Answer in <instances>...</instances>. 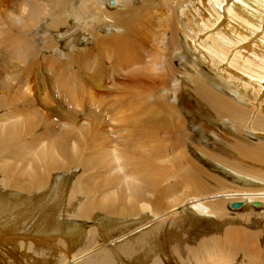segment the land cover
<instances>
[{
  "label": "bare ground",
  "instance_id": "bare-ground-1",
  "mask_svg": "<svg viewBox=\"0 0 264 264\" xmlns=\"http://www.w3.org/2000/svg\"><path fill=\"white\" fill-rule=\"evenodd\" d=\"M9 1L0 0L3 4H9ZM61 1L58 0L60 6ZM71 1L73 5L76 2ZM135 1L89 0V7L88 0H80V4L88 11L92 7L97 8L106 24L115 26L123 38L127 37L126 43L131 42L133 47L138 45V41L149 44L147 47L151 52L147 56L151 60V56L159 54L149 38L154 23L151 16L153 8L150 6L147 13L141 15V12L138 13L140 5L137 7ZM156 2L155 8H166L171 15L163 14L154 40L171 51L163 61L160 60L164 65V61L169 64V67L166 64L169 71H164L165 80L161 73L145 77L142 69H133L142 63L135 52L127 56L125 64L118 60V64H113L120 72H125L124 80L121 79L123 81H118V84L128 91L121 94L129 103H138L140 96L147 93L141 90L133 92L140 98L130 96V92L137 88L136 84L146 86L147 91L158 85V89L167 92L162 98L158 95L161 99L153 100L155 120L153 117L138 120L136 132L151 144L143 157L138 152L133 154L129 147L134 133L125 137L127 142L124 147L121 144L120 148L112 147L105 153L88 149L87 137L96 141L101 135L93 127L77 131L76 124L81 116L76 113L57 111L66 119L65 122L70 123L69 131L76 137L73 145L54 138L53 142L43 146L39 137L28 139L32 133H17L18 127L14 123L11 124L14 126L0 130V252L4 255L7 254L6 249L13 251L17 264H62L63 259L67 264H108L96 258V251H103L104 248L106 257L116 258L117 264H131L124 256L128 254L123 251L124 239L132 245L131 248L145 242L155 243V264H197L198 256L203 253L206 256L200 264H235L233 256L240 253L244 255L246 264H260L259 254L262 255L264 250L259 249L258 235L253 237L254 243L252 239L248 238V242L232 234L223 235V241L207 242L204 235L196 247L190 248L188 241L191 235L183 234L181 230L206 224L217 225L224 219L219 211L220 202H226L228 206L232 201L243 200L240 209L252 212L256 205L264 206V97L263 102L258 101L259 95H264V0ZM41 12V5H33L30 18H36ZM91 23L96 26L97 20L93 19ZM77 30L73 27L71 32L59 33V36L68 38L77 34ZM97 35L100 36L92 33L98 47ZM161 37L163 40L160 42ZM18 40L23 38L18 37ZM126 46H118L117 54H125L122 50L129 51ZM175 59L181 60L180 67L184 70L179 75L180 80L175 78L179 71H173L172 67V60ZM4 62H1L2 67L6 66ZM158 66H162L161 63ZM203 66L210 73L204 71ZM172 79L173 92L169 87ZM95 83L99 88V82ZM189 98L197 102L198 108H201L199 112L207 115L208 119L204 123L206 129L204 124L199 127L203 141H198L196 148L203 160L222 169L212 167L211 170L227 179L206 170L204 165H207L196 162L187 148L186 140L190 134L187 122L176 117L179 110L176 104L181 100L184 106L190 108L191 105H187ZM75 101L77 104L78 100ZM146 106L142 108L141 115L148 112ZM168 113L176 116L169 118ZM85 114V120L98 125L104 136L97 121L98 115ZM57 126L54 123L45 124V128ZM33 130L42 134L36 125L34 129L29 128V132ZM21 135H24L25 141H20ZM246 136L260 140L259 144L240 141ZM210 141L217 148L222 142H229L237 156L233 153L235 158H232L233 154L229 153L228 159L220 152L212 153L210 148L204 147ZM8 144L10 148L17 147L13 155L17 158L15 166L9 160L12 152ZM33 148V154L24 153ZM79 170L82 174L77 173ZM60 172L66 177L62 183H57L53 179ZM49 202L52 208L48 206V210L46 205ZM76 221L93 225L87 231L84 223L77 224ZM119 234H122L121 239ZM229 249L231 254L227 253ZM211 253H219L223 257ZM77 257H81V261H76ZM1 258L0 264H7ZM6 259L10 260V256L7 255Z\"/></svg>",
  "mask_w": 264,
  "mask_h": 264
},
{
  "label": "rangeland",
  "instance_id": "rangeland-1",
  "mask_svg": "<svg viewBox=\"0 0 264 264\" xmlns=\"http://www.w3.org/2000/svg\"><path fill=\"white\" fill-rule=\"evenodd\" d=\"M70 1L71 0H62L61 6L58 0H10L9 4H3L0 2V130L2 127L4 129V127L9 128L16 125L18 127L17 133H32L33 135H30L28 139L34 140L36 137H39L43 140L40 143H43V146L47 145L49 142H53L52 140L54 138L55 140H65L67 141L68 145H73L76 143V137L73 135V132L69 131L71 129L70 123L65 122L64 120L66 119H63L57 111L68 112L70 114L76 113L81 116L80 121H78L76 124L75 129L77 131H82L88 129L89 127H93L101 135L96 141H94L91 137H87V142L89 145L88 149L102 150L105 153L106 151H110L112 147L120 148L121 144L124 147L127 142L125 137L131 133H134L133 138L129 140V147H131L133 154L138 152L143 157V154L148 152L151 144L148 139L136 132L138 120L148 119L149 117H153L152 119L155 120L154 101L155 99L159 98L158 95H161L160 97L162 98V96L167 92L163 89H158V85L156 88L155 86L154 88H148L147 91L146 86L136 84L137 88L130 92V96L136 97L134 93H139L141 90L146 91L147 93H144L142 96H140L141 98L136 97L140 98L141 100L138 103H129V100L125 99L121 94L123 92L128 93V91L123 87H120L118 84V81L125 77V72H120L121 70H118L116 66L113 67V64H118L117 60L125 64L127 61V56L129 54L131 55V52H135L141 57L142 63L139 65L140 67L136 65L133 67V69H138L139 71L142 69L144 71L143 75H145V77L154 76L155 74L159 76L160 74L158 73H161L163 75L164 81L166 78L164 71L168 70L166 69V64H168V62L164 61V65L162 61L166 55L168 56L171 53V51L165 49L161 45L162 43L158 44L154 42V40H156L155 31L157 32L159 30V26H157L159 21H162L161 19H163V14L167 13L166 15L171 17L169 14L170 11L166 10V8H155L154 4L157 3V0H136L134 2L137 7L140 5L138 13L141 12V15L147 13V9H149L150 6L153 8H151L153 13H150H152L151 16L154 23L153 28L150 29L149 33L150 35L152 34V36L149 38L153 41L151 44L158 48L159 54L156 56L153 55V57L151 56L150 60V57L147 56V53L151 52V50H148L147 47L149 44L137 40L138 45L133 47L131 42L126 43L127 37L123 38L122 33L119 32V29H117L115 26H112L110 23L106 24L104 22V17L100 16V11L97 8L92 7V10L89 9L88 11V8L82 9L83 5L81 6L82 3L80 4V0H76L74 3L75 6L72 4V1L71 3ZM35 4L42 6V12L36 18H30V10ZM88 4L90 7L89 0ZM114 11L115 10L112 12ZM93 19L97 20L96 26L95 24L91 23V20ZM76 20L78 21L77 23ZM49 27L53 28L50 29ZM73 27L78 29L76 31L78 32L77 34H72V36L68 38L67 36H59V33L63 34L71 32ZM93 32L100 35H97L99 37L98 47L95 44V39L92 37ZM159 35L162 34L159 33ZM18 37H22L23 40H18ZM144 38L147 37L144 36ZM160 39L159 40L161 42L163 38L161 37ZM124 44H127L128 46L126 47L130 49L129 51L122 50L127 55L117 54L116 48L121 45L124 46ZM96 49L99 50L96 51ZM161 54L164 55L160 58L159 56ZM113 56L115 57L114 60L112 59L110 61L109 58ZM153 58H155L157 62ZM172 61V67L174 68L173 71H179L178 76L175 77L174 75V77L177 80H180L181 76L179 75L184 73V70L180 65L181 60L175 59ZM1 62H4L6 66L2 67ZM160 63L162 66H158ZM47 68L50 69L46 70ZM203 68L204 71L210 73L208 68L204 66ZM31 71H34V73ZM129 71H131V68ZM189 72L191 73V71ZM89 76L93 79L88 78ZM175 78L173 79L175 80ZM173 79L169 81L171 83L169 87L172 88V92L175 91V88L173 87ZM93 80L95 82H99V88L94 82L96 90L92 85ZM150 80L152 82L155 81L152 79ZM150 94H153L155 97ZM116 95H118L117 97H119V100L116 99ZM263 97V94L259 95L258 101H260V103L263 102ZM73 98L78 100L77 104ZM189 100L187 105H191L190 108L184 106L183 102L181 103V100L179 102L177 101L178 103L176 106H179V110L176 112L177 116L175 114L173 115L176 117L179 116L181 119L187 122V130L190 134L189 138L186 140L187 148L193 154V159L196 162L201 165H207H204L206 170L208 169L210 173L219 176L220 178L227 179L224 175L217 174L219 172L216 173L211 170L212 167H219L212 162L210 164L203 160L197 149L198 147L196 148L198 141H203L201 140L199 127L201 125L203 126V124L206 123L208 119L206 118L207 115L204 116L199 112L201 108H198L197 102L192 98H189ZM141 102L144 107H141ZM145 106L149 113L147 112L141 115L143 113L142 110L145 109ZM138 109H140V111ZM182 110L188 111L183 112ZM85 112L86 114L94 113L98 115L97 121L101 126V131L104 136L98 130V125L85 120ZM168 114L170 116V113ZM173 116L171 115L169 118H172ZM200 118L202 120H200ZM209 119L213 120L212 118ZM13 123L14 125L11 126ZM51 123L57 124V128H45V124ZM19 124L21 125L19 126ZM35 125L38 128V131H41L42 134H37V131L34 130L29 132V128L33 127L34 129ZM23 126L24 128H20ZM204 128L206 129L205 124ZM67 133H69V135H67ZM245 138L241 139L240 141H245V143L249 142L253 145L256 143L259 144L260 142V140L252 138L248 139L247 136ZM20 141H25L24 135H21ZM204 147L210 148L212 153L220 152L222 156H225L228 159H230L228 157L229 153H234L236 155L235 150L232 149V146L229 142H222L217 148L213 141H210V143L204 144ZM8 148L12 152L9 160L12 163L11 165L15 166L17 158L13 155L15 154L14 150H16L17 147L11 146L10 148V144H8ZM34 150L35 148L27 150V152L24 153L33 154ZM116 154H118V151H116ZM234 154V157L232 158H235ZM77 173L82 174L81 170H79ZM222 173L224 174V172ZM55 176L53 180H56L57 183H62L66 177L65 173L63 172L56 173ZM72 178L73 177H71L70 181ZM234 197L235 196H233V198ZM54 200L53 202L52 200L50 202L54 203ZM50 202L46 205L47 209L49 207L50 209L52 208V204ZM225 208L227 209L228 213H226ZM253 209V212L250 210L248 211L246 208L231 210L227 206L226 202H220L219 211L224 215V219L221 220L217 225L212 224L210 226L209 224H206L202 225V227L197 226L189 230L182 229L181 232L186 235H191L188 241V244H190L188 246L190 248H193V246L196 247L200 242L201 236L204 235L206 236L205 241L207 242L214 240L223 241V235L226 237L225 235L232 234L240 237L239 239L241 240L247 241L248 238L249 240L252 239V243H254L253 237L258 235L256 238H258L260 243L259 249L263 251L264 206L256 205ZM42 221H45V219L42 218ZM76 223L83 224L84 221H76ZM84 225L88 231L90 226L93 224L88 222L86 224L84 223ZM121 237L122 234H119L120 239ZM123 241V251L128 252V254L124 256L128 257L131 264H155V249H153L155 243L145 242L139 246L133 245L131 248L132 245H130L125 239ZM105 250L106 248H104L103 251H96L97 261H102L108 264H117L116 258L109 259L106 257ZM204 250H206V247ZM5 253L7 254L3 255V253L0 252L2 260H6L7 264H10V262L17 264V256L14 255L13 251L6 249ZM227 253L231 254V250ZM211 254L217 256L221 255L219 253ZM7 255L10 256V260L6 259ZM259 255L261 256V261L259 263L264 264V251L262 255ZM205 256V253L201 254V256H198L197 264H200ZM243 257L244 255L242 253L234 255L233 258H235V264H246V261ZM137 258H140V260ZM56 259H58V257H56ZM76 261H81V257H77ZM219 263L222 264L221 262ZM62 264H67L65 259H63Z\"/></svg>",
  "mask_w": 264,
  "mask_h": 264
},
{
  "label": "water",
  "instance_id": "water-1",
  "mask_svg": "<svg viewBox=\"0 0 264 264\" xmlns=\"http://www.w3.org/2000/svg\"><path fill=\"white\" fill-rule=\"evenodd\" d=\"M243 206V202L242 201H232L228 204L229 209L231 210H235V209H239Z\"/></svg>",
  "mask_w": 264,
  "mask_h": 264
}]
</instances>
